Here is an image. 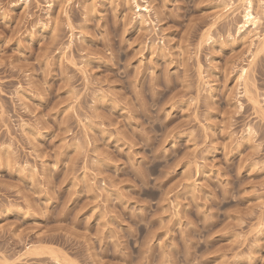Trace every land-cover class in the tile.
<instances>
[{
    "label": "rangeland",
    "instance_id": "374dc122",
    "mask_svg": "<svg viewBox=\"0 0 264 264\" xmlns=\"http://www.w3.org/2000/svg\"><path fill=\"white\" fill-rule=\"evenodd\" d=\"M247 6L0 0V264H264Z\"/></svg>",
    "mask_w": 264,
    "mask_h": 264
},
{
    "label": "bare ground",
    "instance_id": "6f19581e",
    "mask_svg": "<svg viewBox=\"0 0 264 264\" xmlns=\"http://www.w3.org/2000/svg\"><path fill=\"white\" fill-rule=\"evenodd\" d=\"M25 2V1H24ZM245 14H244V18H245V23H253L256 24L258 22V18L257 16H255L252 12V0H248V6L245 9Z\"/></svg>",
    "mask_w": 264,
    "mask_h": 264
}]
</instances>
